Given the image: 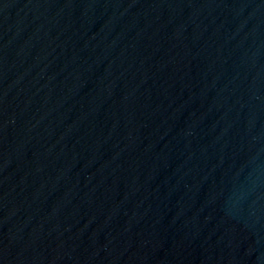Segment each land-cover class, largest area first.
<instances>
[{
    "label": "water",
    "instance_id": "95a60500",
    "mask_svg": "<svg viewBox=\"0 0 264 264\" xmlns=\"http://www.w3.org/2000/svg\"><path fill=\"white\" fill-rule=\"evenodd\" d=\"M0 264H264V0H0Z\"/></svg>",
    "mask_w": 264,
    "mask_h": 264
}]
</instances>
